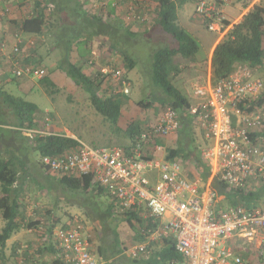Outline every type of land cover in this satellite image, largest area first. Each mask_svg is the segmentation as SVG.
Segmentation results:
<instances>
[{
    "label": "built area",
    "instance_id": "2783aa9c",
    "mask_svg": "<svg viewBox=\"0 0 264 264\" xmlns=\"http://www.w3.org/2000/svg\"><path fill=\"white\" fill-rule=\"evenodd\" d=\"M124 1L123 19L127 23L134 28H149L153 24L155 3L152 0ZM234 1L237 0L195 2V13L206 29L218 34L216 42L253 7L264 3V0H239L243 5L239 15L230 17L225 7ZM112 6L121 10L118 0H112ZM9 10V6L0 5V15ZM11 37V43L6 39L0 41V55L5 56L8 50L6 58L14 76L42 78L43 67L21 62L24 45H33V41H25L17 29ZM92 58L93 55L88 62H92ZM98 73L101 78L110 76L117 82L111 87L113 93H129V82L121 69L106 64ZM262 90V80L241 64L215 83L208 74L205 83L195 85L193 93L198 100L189 105L187 112L203 129L204 138L210 141L201 149L202 158L211 167L210 178L201 190V179L182 173L179 161L150 156V152L162 150L155 142L157 136L168 135L179 128L178 112L169 106L154 124L141 131L129 148L94 147L74 138L77 140L75 148L60 155L44 156L41 163L57 177L89 176L91 184L102 187L111 198L116 211H134L145 221L140 229L145 240L124 249V254L130 258L147 257L152 252L151 242L171 238L173 250L179 257H170L163 264H248L247 250L238 248L237 241L250 244L258 258H264V196L251 208L243 204L225 206L212 187V180L217 178L223 182L226 194L238 189L264 188V138L251 137L263 127L264 103L257 100ZM19 129L28 138L49 134L46 130ZM146 141L151 149L144 147ZM217 204L221 207H216ZM26 229L43 236L41 227ZM51 236L65 264H98L90 252L85 226L79 219H73L67 227L53 229ZM29 247L21 245L16 253L22 255L31 251Z\"/></svg>",
    "mask_w": 264,
    "mask_h": 264
},
{
    "label": "trees",
    "instance_id": "16d2710c",
    "mask_svg": "<svg viewBox=\"0 0 264 264\" xmlns=\"http://www.w3.org/2000/svg\"><path fill=\"white\" fill-rule=\"evenodd\" d=\"M9 1L2 0L1 5H8ZM185 1L153 0L155 3L153 24L144 30L139 27L140 30L125 23L121 20V17L114 16V10L110 7L107 11L109 17L106 19V12L100 11L98 13V11H92L90 8L86 9L81 0H40L43 9L45 7L49 9L47 16L42 12L43 10L41 11L37 8L33 15L23 20L21 29L40 36L46 35L49 39L53 35L56 38V34L59 32L58 37L63 38L64 31L67 28L73 29L72 35L67 36L69 43L56 62V68L64 71L76 85L87 92L92 107L114 124L118 131H122L117 126V123L121 115V107L125 101V95L122 93H113L109 96L99 95L98 90L102 82L99 76L101 75L98 71L96 75L87 74L84 71V68L93 66V63H88L89 51H86L85 67L82 63L79 64L78 59L74 60L70 57V48L75 47L80 58L81 49H88L93 37L101 36L103 37L101 43L106 45V50L110 53L121 54L125 67L132 68L138 59L135 51L129 46L133 44V41L135 42L134 36L139 33L144 35L142 40L145 42L144 44L149 52L151 51L149 49L150 38L152 40L155 39V41H162L163 43L161 42L159 46H151L149 64L151 86H149V93L152 94V99H142L138 101V105L146 110L150 107L161 106L165 108L169 106L178 112V145L174 148H166L165 159L179 162L193 160L202 168L201 174L207 176L209 174V166L200 154L201 145L195 143L194 126L196 121L193 116L186 112L190 102L185 94L173 83L174 77L181 71L182 60L188 59L192 65H196L192 57L199 47L196 39L177 22L178 7ZM193 1L196 2L197 0ZM77 21L79 24H84V26L77 25ZM66 24L72 26L68 27ZM57 43L59 44V40ZM57 43L54 44L57 45ZM29 55H22L21 62L37 66V63H40V58H35L34 54ZM207 60L209 78L212 83L228 76L235 66L239 64L247 66L254 75L255 72L264 71V3L253 7L242 17L238 24L234 25L222 39L216 42ZM202 63L201 60L200 64ZM12 79L15 80L14 78ZM0 91L3 95L4 103L7 104L19 121L18 128L41 129L44 127V116L42 115L44 112L40 111L35 103L23 97L4 92L3 89H0ZM257 100L259 103H264V87ZM142 130H144V126L138 120L128 123L123 132L129 137L130 141L124 147L129 148L130 145L135 143L136 137L139 136ZM15 132L17 134H14V138H19L17 141H19L20 148L23 147L27 152L35 149L41 158L63 154L77 145L76 139L62 133L36 134L33 138H28L20 129L15 130ZM257 135L264 138V120L262 129L252 133L251 137ZM24 139L27 140V144ZM0 146H2L1 132ZM17 150L20 153L22 149ZM21 152L24 153V150ZM17 153L14 154L9 149H6V154L8 155L3 156L0 152V216L4 220V224L0 228V252L3 250L7 239L23 227L33 229L41 227V235L43 234L41 238L44 235L48 236L43 239L45 244L40 246V250L50 251V249L52 250L53 247L57 246L55 245L56 243L53 244L54 239H51V235L55 226L59 224L60 217L55 216L52 211L48 210L50 216H46L43 220L40 218L37 221H24L19 218V203L13 192L15 193L14 184L19 179V168H24L25 159H21L24 156L21 157ZM39 163L40 167L44 166L41 160ZM56 180L62 188L67 190L69 193L67 196L72 193L77 194L78 198L72 204L82 210L83 215L96 234L98 244H96L94 252H92L89 235L88 241L90 243V252L96 257L98 262L100 259L103 264H163L170 257H179L173 250L171 238L151 242L152 252L147 257L130 258L126 256L124 249L127 245L122 243L119 236L120 221L127 223L134 230L136 239L139 241L145 240L140 232L141 227L145 225V221H142L134 211H116L110 197L109 201L102 200L101 197L107 194L102 187L91 184L90 177L87 175L81 177L62 176ZM212 187L218 193H225L226 191L225 184L217 178L212 180ZM263 194L264 188H259L255 191L238 189L227 194V197L232 205L243 204L247 208H251L258 199L264 196ZM68 221L69 223H62L60 227L69 226L71 220L68 219ZM46 241L48 242L46 243ZM46 244L48 246H45ZM155 246L157 247L155 248ZM36 252L38 253L39 251ZM61 258V253H59L53 263H63Z\"/></svg>",
    "mask_w": 264,
    "mask_h": 264
},
{
    "label": "rangeland",
    "instance_id": "374dc122",
    "mask_svg": "<svg viewBox=\"0 0 264 264\" xmlns=\"http://www.w3.org/2000/svg\"><path fill=\"white\" fill-rule=\"evenodd\" d=\"M195 5V1L186 0L179 5L177 11L178 24L187 33H189L196 39L199 46L198 51L192 57V60L196 63V65H192V63H190L188 59L182 60L181 71H179V73L174 77L173 80V83L185 94L188 99H191L195 85L203 84L207 80L209 73V64L207 59H209V54L218 35L216 32L206 29L205 24L195 13ZM94 7L96 9H94ZM242 7L243 5L241 4V1L237 0L234 1L231 5L226 6L225 12L230 17H236L239 15L240 9H242ZM89 8L91 10L93 9L99 12L102 11L101 8L104 7L103 4L98 3L97 6L90 5ZM104 12H106V10ZM78 24L79 22L77 21V25ZM79 25L84 26V24ZM67 26L71 27L72 25ZM144 29L145 28H143V30ZM72 30L73 29L67 28L64 31L65 33L63 34V38L58 37V34L60 32L56 34V38L55 35H53L51 39H49L46 35L39 36L37 40L28 38L31 39L29 41H33V45H26L27 47H30V55L34 54L35 58L39 57L40 63H37V66L43 67L45 69V74L40 79L33 78V80L29 81L21 80L22 85L32 87L33 90H31L29 93L21 94L13 87V81L7 82L6 79L3 80L2 78H0V82L2 83L0 84V86H4V92L18 95L28 101L35 103L38 106V109L44 112L42 115L47 117V121L44 122L47 125H44V128L46 127L45 129H47L48 131L51 130V132H62L67 133L70 136L73 135L85 144L94 147L105 145L124 146L127 142L129 143L130 141L129 137H127L123 132L128 123L133 120H138L139 122H141V125L145 127V125L153 123L164 109V107L157 106L150 107L146 110L139 107L138 105V101L142 99H152V94L149 93V86H151L149 74L150 53L152 51L151 46H159L162 41H155V39L152 40L150 38L151 41H149V49L151 51L149 52L146 45L144 44L145 42L142 40V38H144V35L139 33L134 36L133 38H135L136 40L135 42L133 41V44H130L129 46L135 51L138 59L136 60L135 58L136 62L132 68L125 67V62L123 61L121 54L116 52L109 53L106 51V45L101 43V40H103V37L101 36H94L90 47L88 49H81L82 51L81 53H79L81 57L82 55H84V57L81 58V61H79L80 64L86 57L87 50H99L98 54L100 56H98L97 58L94 57L92 58V62H88L89 64L93 63L92 67L88 66L90 67L88 68L90 70H86L84 68V71L87 72V74L96 75L97 71L103 65L109 64L111 67L121 69L123 71V77L125 75L126 81L129 82V93L125 94L124 96L125 101L121 107V115L117 123V126L122 131H118L116 130L114 124H112L108 119H106L102 114L98 113L92 107L87 92H85L80 86L76 85L64 71L61 70L59 72H55L52 76L50 75L52 70L51 65L52 63L55 64L61 57V54L64 52L66 46L69 43V40H67V36L70 34L72 35ZM65 35L66 37H64ZM137 38L141 39L137 40ZM58 40L59 44L57 43ZM146 41L148 40L146 39ZM54 43H57V45H55ZM62 44L64 45L61 46ZM27 51H29V49L27 50L26 48V50L24 49L22 53L24 52V54L27 55ZM7 52L8 50H6V53ZM69 54L72 59H79L78 50L75 47L70 48ZM91 57L92 55L88 57V60H90ZM201 60L203 62L202 64H200ZM82 64L83 66H85L84 62ZM0 69L3 71L6 70V76L8 77V79L12 80L13 77L10 72L12 68L10 66V63H5V65ZM255 75L262 79L264 87V71H258L257 73L255 72ZM99 78L102 80V82L98 90V94L103 96H109L110 94H113V89L111 90V87H113L117 82L114 81L110 76H106L104 78H101L99 76ZM115 89L117 88L115 87ZM190 102L192 103V101ZM6 107L7 106L4 103L3 95L0 91V123L7 122L9 120L5 112L7 110ZM149 117H152V120L154 121L149 122ZM195 132V143L203 146L205 143V139H203V132L201 128L196 127ZM24 141L27 144V140L24 139ZM207 141L209 142V140ZM18 142L19 141H17L16 139L10 138L8 141L2 142V147L5 150L9 149V151L14 154H16L17 152L19 153L17 149H22L21 151L24 150V153H22L21 151L19 154L17 153L21 157L24 156L21 159H25L24 171L19 176V183L26 186V192L29 193L28 199L34 198L35 194L37 198L41 199L40 209L42 210V214L47 211L49 205L48 202L56 207V212H54V214L60 217V222L55 227H60L62 223H66L68 221L67 215H70L69 211L74 210L70 209V206L75 205L72 203L78 198V196L74 193H72L70 196H67L69 193L67 192V190L62 188L61 185H59L58 181L56 180L58 179V177L55 179V177L49 176L47 173L48 169L44 166L40 167L39 162L41 160V157L38 152L35 149H31L27 152V150H25L23 147L20 148L21 146H19ZM161 149L162 150L159 153L163 154L164 150L162 147ZM46 181L52 183L53 190L51 188H48V191L44 193L43 187L45 186ZM39 193L42 195H40ZM23 195H25V193ZM39 195L40 197H38ZM101 198L102 200H110L109 196L107 195H103ZM81 214V217L83 219L82 223L85 226L86 231L91 239L92 252H94L96 250V244H98L96 234L91 224L88 223L87 219L83 215V212ZM41 218L42 220L45 219L43 217ZM61 219H63V221ZM1 224H4L3 219L0 222V227ZM28 233L23 232V235L27 236L25 237V239L31 238L30 240L28 239L29 241L36 240L37 236L29 237ZM119 236L124 245L134 244L137 242L134 230L131 229L125 222L120 221L119 223ZM237 242L238 248H241L242 251H244L245 249L247 250L246 261L248 264H264V258H258L257 252L252 246H250V244L242 243L241 241ZM98 264H103V262H101L99 259Z\"/></svg>",
    "mask_w": 264,
    "mask_h": 264
},
{
    "label": "crops",
    "instance_id": "0c3cea01",
    "mask_svg": "<svg viewBox=\"0 0 264 264\" xmlns=\"http://www.w3.org/2000/svg\"><path fill=\"white\" fill-rule=\"evenodd\" d=\"M1 1L2 0H0V5L2 4ZM81 1H83L84 7H86V9H88L90 5L97 6L98 2L102 1L103 6H105L104 9L106 10V15H107V16H105L106 19L109 17V14L107 13V11H108V8L110 7V8H112L114 10V16L121 17V20H123L125 23H127L123 19V16H124V14L126 12V10H125V1L124 0H118L119 4L121 2V10L120 9H116L114 6H112V0H81ZM41 5L42 4L40 3V0H14V1L10 0L8 2V6L10 7L9 13H6L4 15H0V41L3 40V39H6V40H8L9 43H11L12 42L11 34L16 29L19 30L22 38L25 41L31 40V39H28V38H32V39H36L37 40L40 35H38L36 33H31V32H28V31H24V30L21 29V26H22L23 20L25 18H28L31 15H33L37 8H39L41 11L43 10L42 12L45 14V16H47V11L49 9L47 7H45L43 9V6H41ZM119 8H120V5H119ZM94 9H96V8L94 7ZM92 11H97V10H93L92 9ZM98 13H100V11ZM127 24H129V23H127ZM130 26H131V24H130ZM215 43H216V41H215ZM26 48H27V50L29 49V51H27V53H28L27 55H29L30 54V47H27V46L24 45V49L25 50H26ZM31 51H33V50H31ZM87 51H89V56L93 55L95 58L100 56L98 54L99 50L95 51L93 49H89ZM22 55L23 56L25 55L24 52L22 53ZM29 56H31V55H29ZM78 60L81 61V57ZM84 60H85V58L83 59V61L81 63H83ZM7 62H8L7 58L4 55H1L0 56V68L2 66H4L5 63H7ZM90 67H92V66H90ZM90 67H87L85 69L86 70H90V69H88ZM51 68H52V71H51V74H50L51 76L55 72L61 71L60 69L56 68V63L55 64L52 63ZM208 70H209V67H208ZM11 74H12V77L15 80L8 79V77L6 76L7 75V71L6 70L3 71V70L0 69V78H2L3 80L6 79L7 82L8 81H13V83H14L13 87L19 93L25 94V93H29L31 90H33L32 87H27L25 85H22V82H21V80H28L29 81V80H33V78L32 79L31 78L29 79L27 77L17 78V77L14 76V74L12 72H11ZM124 78H125V75H124ZM0 84H2V83L0 82ZM0 89H4V86H2V87L0 86ZM192 94L193 95H192L191 99H188L189 102L192 101V103L190 102V104H194L198 100L197 96L194 95L193 92H192ZM5 105L7 106L6 103H5ZM6 108H7V110L5 112H6V115H7L9 120L7 122H1L0 123V126H1L0 132H1V141L2 142L8 141L10 138L16 139V140L19 139L18 137L14 138V136H15L14 134H17L15 132V130L19 129L18 128L19 121L16 119V116L11 111V109H9L8 106ZM158 117L155 119V121L152 120V117H149L148 121L149 122L154 121V122L151 123V124L145 125L144 128L146 129L150 125L154 124L158 120ZM43 119H44V122L47 121V117L46 116H44ZM44 125H47V124H44ZM194 127L195 128L196 127L201 128L197 123H196V125ZM45 128L43 127L41 129H35V128H29V129L44 130V131L46 130V131H48ZM201 130L203 132L202 128H201ZM178 131H179V129L177 131L173 132V133L168 134V135L157 136L155 138V142L158 143L163 148L164 152H163V154H161L159 152H153L151 150L152 153L150 152V156L151 157H156V158H158L160 156L158 159H161V158L165 159L166 148H174V147H176L178 145V142H177L178 141V137H179V132ZM49 133H62V132H51V130H49ZM62 134L70 136L67 133H62ZM195 136H196V132H195ZM71 137L76 138L73 135H71ZM203 139H205L204 135H203ZM209 144H210V141L208 142L207 139H205V144L200 147V154H201V149H203L204 147H206ZM143 145H144V147L151 149V145L147 141L144 142ZM0 152H1V154L3 156H7L8 155V154H5L6 150L2 146H0ZM205 162L207 163V161H205ZM180 164H181V168H182V173H185L188 177H194V178L198 177V178L201 179V187H200V190H201L202 186L204 185V183L206 181H208L209 178H210V169H211L210 165L207 163V165L209 166V174L207 176H204L203 174H201L202 173V168L200 166H198L197 163L194 162L193 160L186 161V162H180ZM23 171H24V168H19V171H18L19 172V176L23 173ZM47 171H48L47 173H48L49 176L57 177V175H55L51 171H49V170H47ZM154 175H155V172H154ZM19 179L14 184L15 193L13 192V195L15 196V198L17 199V201L19 203V209H20L19 218H21L23 220L27 219V221L28 220L29 221H37L41 217H43V218H46V216L49 217L50 215L48 214V210L52 211V213L56 212V207H54L50 202H48L49 205H48L47 211L42 214L41 213L42 210L40 209L41 208V203H40L41 199L37 198L36 194H35L34 198L28 199L29 193L26 192L27 188H26L25 185H22L21 183H19ZM48 188H51L53 190L52 183L46 181L45 186L43 187V190H44L43 192L46 193L48 191ZM24 193H25V195H23ZM218 194H219V198L224 201L225 206L226 205H231L229 203V201H228V197H227L228 195L226 193H218ZM40 195H42V194H40ZM40 195L38 197H40ZM41 198H43V197H41ZM70 207H68V208L74 209V210L69 211L70 215H67V218L69 220H71L70 224L72 223L73 219H79L80 221L83 222V219L81 217L82 216V214H81L82 210L79 209L76 205H71ZM216 207L220 208L221 205L217 204ZM55 216H58V215L55 214ZM63 219H61V220L63 221ZM1 221H2V218L0 216V222ZM66 223H69V221H67ZM2 226L3 225L1 224V227ZM23 228L20 229L19 231L15 232V233H13L11 235V237L9 239H7L3 250L0 252V264H54L53 261L55 260V258L57 256H59V253H60V250L58 249V247L57 246L53 247V245H52V247H53L52 250L50 249V251L49 250L41 251L40 250V248H41L40 246L42 244H45L43 242V239L41 238V236L36 231L29 232V231H27L26 228H24V229ZM55 228H58V227H55ZM23 232H27V233L29 232L28 233L29 237L30 236H32V237L33 236L34 237L37 236L36 240L33 239L34 241H29L31 238L25 239V237H27V236L23 235ZM47 242L48 241H46V243ZM137 242H139V240H137ZM159 243H161V242H159ZM53 244H55V242H53ZM21 245H28V246L32 247L33 249H35V251L33 252V250L29 247V249L31 251H26L22 255H18L16 253V249L18 247H20ZM45 246H48V244H46ZM156 247L157 246H155V248ZM36 251H39V252L37 253ZM55 255H57V256L55 257ZM61 261H62V258H61ZM62 262L63 263H59L58 262V264H65L64 261H62Z\"/></svg>",
    "mask_w": 264,
    "mask_h": 264
}]
</instances>
